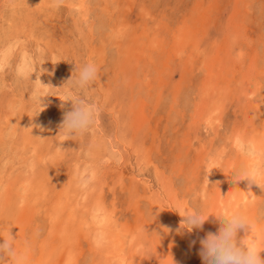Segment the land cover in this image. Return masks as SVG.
Here are the masks:
<instances>
[{
    "label": "rangeland",
    "instance_id": "obj_1",
    "mask_svg": "<svg viewBox=\"0 0 264 264\" xmlns=\"http://www.w3.org/2000/svg\"><path fill=\"white\" fill-rule=\"evenodd\" d=\"M48 4L0 0V243L27 264H204L221 210L264 249V189L229 171H264V0ZM87 62L95 120L64 137Z\"/></svg>",
    "mask_w": 264,
    "mask_h": 264
},
{
    "label": "clouds",
    "instance_id": "obj_2",
    "mask_svg": "<svg viewBox=\"0 0 264 264\" xmlns=\"http://www.w3.org/2000/svg\"><path fill=\"white\" fill-rule=\"evenodd\" d=\"M65 5V0H49V8L58 10ZM98 67L93 62L84 63L77 66L75 77L64 84L65 95L69 97L66 101L72 102V110L64 114L63 120L59 126V135L64 137H74L86 133L94 123L96 109L95 106L86 102L81 97L98 77ZM44 87V85L42 83ZM33 97H38L42 106V98L48 97L43 88H35L32 93ZM62 100V99H61ZM65 101V100H63ZM39 114V113H38ZM233 180L239 182L249 180L251 183L259 185L264 189V171L255 170L249 167H242L240 170H229ZM216 220L220 227L215 232L207 233L205 238L200 240V256L204 264H264V258L260 253L264 249H258L248 242V236L254 229V224L247 215L235 212L231 215L224 211L217 210ZM212 213V214H213ZM181 228L191 232L194 229L202 228L204 222L203 210L197 206L196 210L183 215ZM244 230L245 236L240 237L239 233ZM3 238L0 243V264H27V258L16 250L15 239L9 232V237ZM5 257L8 259L5 260Z\"/></svg>",
    "mask_w": 264,
    "mask_h": 264
},
{
    "label": "bare ground",
    "instance_id": "obj_3",
    "mask_svg": "<svg viewBox=\"0 0 264 264\" xmlns=\"http://www.w3.org/2000/svg\"><path fill=\"white\" fill-rule=\"evenodd\" d=\"M86 16H87V15H86ZM85 21H86V20H85ZM260 152H261V151H260ZM255 153H256V152H255ZM257 153H258V152H257ZM256 157L260 158L259 156H256ZM258 158H257V159H258ZM254 160H255V159H254ZM257 161H258V160H257ZM257 166H258V165H257ZM260 169H261V168H260ZM262 170H263V169H262Z\"/></svg>",
    "mask_w": 264,
    "mask_h": 264
}]
</instances>
